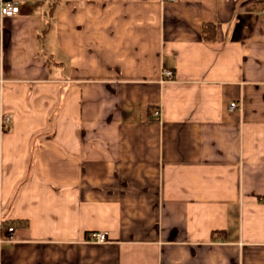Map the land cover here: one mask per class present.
<instances>
[{
	"label": "crops",
	"instance_id": "0c3cea01",
	"mask_svg": "<svg viewBox=\"0 0 264 264\" xmlns=\"http://www.w3.org/2000/svg\"><path fill=\"white\" fill-rule=\"evenodd\" d=\"M13 1L0 264H264V4Z\"/></svg>",
	"mask_w": 264,
	"mask_h": 264
},
{
	"label": "built area",
	"instance_id": "2783aa9c",
	"mask_svg": "<svg viewBox=\"0 0 264 264\" xmlns=\"http://www.w3.org/2000/svg\"><path fill=\"white\" fill-rule=\"evenodd\" d=\"M165 1H174V0H165ZM19 13V4L17 1L13 0H0V17H12L15 16ZM173 77V73L169 70H163L161 72V82H166L171 80ZM230 110H235L238 109V106L236 103L230 104L229 107ZM159 112L155 113V116H158ZM10 121V118H5L0 120V132L3 131L5 128V125L8 124ZM8 237H6L5 240H0V242L3 241H10L11 240V233L13 232V228H8ZM92 239L95 242H103L104 241V236L101 234H94L92 236Z\"/></svg>",
	"mask_w": 264,
	"mask_h": 264
},
{
	"label": "trees",
	"instance_id": "16d2710c",
	"mask_svg": "<svg viewBox=\"0 0 264 264\" xmlns=\"http://www.w3.org/2000/svg\"><path fill=\"white\" fill-rule=\"evenodd\" d=\"M259 3H261V4H264V0H260L259 1ZM208 27H212L213 28V26H208V25H204V28H205V30H206V28H208ZM214 29V28H213ZM212 35L214 34V30H213V32L211 33ZM205 36V38L207 39V40H212L213 39V36Z\"/></svg>",
	"mask_w": 264,
	"mask_h": 264
}]
</instances>
